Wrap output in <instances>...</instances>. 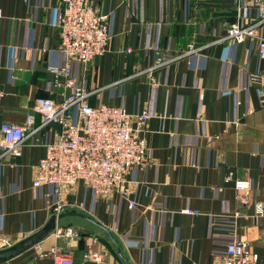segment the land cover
Masks as SVG:
<instances>
[{"label":"crops","instance_id":"crops-1","mask_svg":"<svg viewBox=\"0 0 264 264\" xmlns=\"http://www.w3.org/2000/svg\"><path fill=\"white\" fill-rule=\"evenodd\" d=\"M90 2L106 16L110 38L103 53L79 62L60 49L59 0H0V125L24 123L35 97L60 101L69 88L49 67L69 64L90 104L148 111L139 136L149 161L127 176L126 197L97 196L83 181L62 190L63 211L91 216L114 240L68 215L58 226L82 237L55 230L3 264H51L45 253L53 247L70 251L73 264H95L84 258L88 249L103 254L101 264H126L119 249L129 264H218L232 239L264 264V213H256L264 200V84L257 77L264 56L255 37L218 40L232 23L259 20L264 38V9L250 6L243 16V0ZM189 43L202 48L174 58ZM158 55L173 60L149 69ZM57 131L44 126L27 136L19 156H0V246L52 213V187L32 180ZM237 179H248L249 189H235Z\"/></svg>","mask_w":264,"mask_h":264},{"label":"built area","instance_id":"built-area-1","mask_svg":"<svg viewBox=\"0 0 264 264\" xmlns=\"http://www.w3.org/2000/svg\"><path fill=\"white\" fill-rule=\"evenodd\" d=\"M59 2L63 6L58 14L57 25L60 28V49L65 57L87 62L103 53L110 38L106 16L97 13L90 0ZM243 2V16L250 6L259 11L264 9V0ZM2 16L0 8V20ZM260 24L261 20L244 24L237 21L230 24L225 35L218 40L231 38L240 42L247 36L255 37L258 39V51L264 56ZM201 48L189 43L174 58L187 56ZM170 60L173 58L158 55L149 69ZM49 68L56 80L61 76L64 78V85L69 88V92L58 102L49 97H35L24 123H2L0 156H19L20 146L30 133L47 125H55L58 127L56 137L45 143V154L37 163L32 180L33 186L45 184L52 187L56 197L51 205L52 213L64 209L66 201L61 196L62 190L79 181L86 183L97 196L118 193L126 197L129 192L127 176L132 169L144 167L149 161L144 140L139 136L149 117L148 111L144 109L130 113L122 107L105 103L92 105L89 103L90 92L76 82L69 64ZM257 77L264 84V70ZM36 116L39 117L38 124ZM234 187L245 191L249 189L250 182L248 179H237ZM187 212L196 213L194 210ZM256 213H264V200L257 204ZM55 230L58 236L67 239L82 237L81 232L72 226H57ZM45 254L51 257V264H73L70 251L53 247ZM84 258L95 264L104 261L103 254L93 249H88ZM257 259V255L249 250L244 241L232 239L226 243L218 264H256Z\"/></svg>","mask_w":264,"mask_h":264},{"label":"water","instance_id":"water-1","mask_svg":"<svg viewBox=\"0 0 264 264\" xmlns=\"http://www.w3.org/2000/svg\"><path fill=\"white\" fill-rule=\"evenodd\" d=\"M68 215H76L82 218H85L105 229L107 236H109L112 240V236L110 235L109 231L106 227L102 226L99 222L94 220L91 216L78 212L75 209H69L67 211H61L59 213H51L45 223L37 230L33 231L32 233L26 235L25 237L14 241L10 244L0 246V264H3L14 257L20 255L30 247L39 243L42 239H44L47 235L52 233L55 228L59 225L60 220ZM119 255L122 257L123 261L126 264H129L127 258L121 253L120 249L118 250Z\"/></svg>","mask_w":264,"mask_h":264}]
</instances>
